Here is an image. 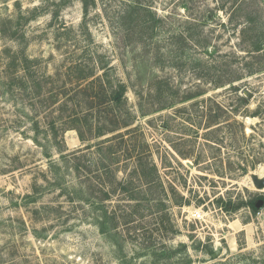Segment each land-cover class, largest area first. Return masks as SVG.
<instances>
[{
  "label": "rangeland",
  "instance_id": "374dc122",
  "mask_svg": "<svg viewBox=\"0 0 264 264\" xmlns=\"http://www.w3.org/2000/svg\"><path fill=\"white\" fill-rule=\"evenodd\" d=\"M22 50L51 77L34 101L7 88ZM92 52L128 86L134 116L115 182L94 148L45 157L58 118L43 92L70 54ZM262 90L264 0H0V264H264L263 203L247 207L264 198L253 183L264 178ZM63 139L64 155L87 152L75 130ZM145 161L164 188L133 177ZM81 190L93 198H74Z\"/></svg>",
  "mask_w": 264,
  "mask_h": 264
},
{
  "label": "trees",
  "instance_id": "16d2710c",
  "mask_svg": "<svg viewBox=\"0 0 264 264\" xmlns=\"http://www.w3.org/2000/svg\"><path fill=\"white\" fill-rule=\"evenodd\" d=\"M260 45L261 42H258L252 47V51L259 52L261 49ZM101 59L102 57L95 52L89 54L86 60H83L76 54H70L69 57L64 60L65 63L58 68L55 81L58 83L61 77H65L67 80H61L60 84H56L55 82L52 88L43 92V97L45 98L43 103L47 104V108L50 109L49 113L54 114V112H56L58 118L57 124L55 122L56 120L54 122L51 121V127L54 131L53 134L50 136L44 132L45 135H43V140L45 141L46 158H51L54 151L56 154H60L61 160H67L66 162L69 161V157L75 158L76 153H81L83 155L82 158H85L86 155H92L90 154L91 149L94 148L96 156L92 158V160H94L97 165L103 166L102 169L107 170L112 180L115 182V173L117 169L114 166L119 163L121 158L117 149H121L120 145L125 143L124 136L132 134L135 131L134 128H129L133 123L134 116H132L127 107L126 92L128 86L116 75H109L112 68L109 67L108 62L104 63ZM41 61L42 60L39 58L29 59L24 50L12 53L9 62V70L11 71L9 75L10 80L9 85H7L10 95L14 96V94L21 93V96L30 97L33 101L39 96L43 88L47 85L46 80L51 79L50 76L46 78L45 74H39V65H41ZM239 100L246 102L244 98H240ZM165 108V106H162L159 110ZM141 113H143L142 115L147 114L144 111H141ZM32 121L37 130L38 122L33 119ZM122 129H126L124 131L125 134L117 133L111 137L105 138V136L116 133ZM67 130H75L80 142L82 144H88L84 148V151L87 152L81 150L70 153V156L69 153L63 154L67 151L63 139L64 133ZM36 133L37 137L34 139V142L38 146H41L43 143H41L38 138L40 133L39 130L36 131ZM118 140L119 143L116 145L114 142ZM93 141L94 143L90 144ZM51 142L53 150L51 149L52 146H48L51 145ZM49 149L52 152H49ZM123 159L125 162H129L132 156L128 152ZM105 164L106 166H104ZM138 168L134 169L133 177L136 176L135 179L142 187L155 189L156 186L161 188L162 185L164 188L163 184L158 180V171L154 164L150 165L149 162L145 161V163L141 166L139 165ZM76 169V171H78V168ZM95 177L98 182L101 183L102 174L96 173ZM86 179L88 180V178ZM112 180L110 182H112ZM111 187V191L114 192V185L111 184ZM79 191L75 192L74 198L80 199L86 203L90 201L88 199L92 196L88 191ZM102 194L101 197L96 198L98 201L95 203L101 204L108 199V193L103 192ZM83 197H85V199ZM259 198L263 201V208L264 198ZM144 200L146 199L129 197L127 201H134L136 204H140V202ZM150 200L154 202L161 201L157 198H151ZM258 200L259 199L251 200L247 204V207L253 214L258 212V209L255 207ZM236 210H238V205L233 208V211ZM100 221L99 228L103 232L106 219L104 218L103 221ZM128 223L132 222L129 221ZM133 229L135 228H132V230ZM150 246L151 244L147 247ZM186 248V245L181 246V250L184 252ZM145 249L149 248H144V250ZM158 256L156 252L153 253L155 259ZM187 258L186 264H190L191 260L189 256Z\"/></svg>",
  "mask_w": 264,
  "mask_h": 264
},
{
  "label": "water",
  "instance_id": "95a60500",
  "mask_svg": "<svg viewBox=\"0 0 264 264\" xmlns=\"http://www.w3.org/2000/svg\"><path fill=\"white\" fill-rule=\"evenodd\" d=\"M242 93H243V96H244L247 100H252V99L254 98V94L251 93V92H250L249 90H247V89H243ZM187 164H188V163H187ZM188 166L191 167V168L193 167V166L190 165V164H188ZM253 183H254V185H255V187H256L257 189H264V178H261V179H254ZM262 203H263L262 200H258L257 203L255 204V207H256L257 209L261 208ZM213 256H215V255H213Z\"/></svg>",
  "mask_w": 264,
  "mask_h": 264
},
{
  "label": "built area",
  "instance_id": "2783aa9c",
  "mask_svg": "<svg viewBox=\"0 0 264 264\" xmlns=\"http://www.w3.org/2000/svg\"><path fill=\"white\" fill-rule=\"evenodd\" d=\"M248 90V89H247ZM261 103L263 104V108H264V90H262L259 95H258ZM254 98H257V95L254 94ZM196 218H199V213L196 212Z\"/></svg>",
  "mask_w": 264,
  "mask_h": 264
}]
</instances>
